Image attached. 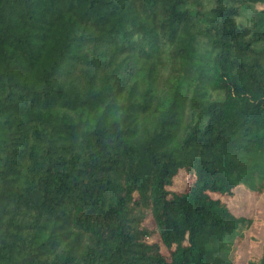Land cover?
Returning a JSON list of instances; mask_svg holds the SVG:
<instances>
[{
  "label": "trees",
  "instance_id": "1",
  "mask_svg": "<svg viewBox=\"0 0 264 264\" xmlns=\"http://www.w3.org/2000/svg\"><path fill=\"white\" fill-rule=\"evenodd\" d=\"M238 189L264 194V0H0V264H236Z\"/></svg>",
  "mask_w": 264,
  "mask_h": 264
},
{
  "label": "rangeland",
  "instance_id": "2",
  "mask_svg": "<svg viewBox=\"0 0 264 264\" xmlns=\"http://www.w3.org/2000/svg\"><path fill=\"white\" fill-rule=\"evenodd\" d=\"M175 183L178 187L182 181L177 180ZM223 201L235 215L254 218L260 224L258 229L253 230L257 240L255 237L252 239L251 229L237 247L236 264H245L249 256H259L261 252V243L264 238V194L253 197L238 189L233 196L224 197Z\"/></svg>",
  "mask_w": 264,
  "mask_h": 264
}]
</instances>
